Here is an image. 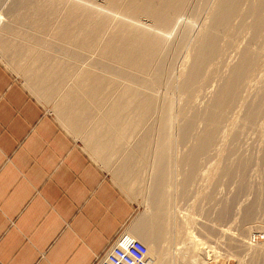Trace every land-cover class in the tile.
Listing matches in <instances>:
<instances>
[{
    "label": "bare ground",
    "instance_id": "bare-ground-1",
    "mask_svg": "<svg viewBox=\"0 0 264 264\" xmlns=\"http://www.w3.org/2000/svg\"><path fill=\"white\" fill-rule=\"evenodd\" d=\"M213 1L13 0L5 17L0 13V53L27 87L52 104L59 121L136 196L145 189L142 173L149 172L148 215L123 233L146 246L147 264H209L203 256L208 227L181 217L174 198L179 192L186 198L196 179L211 174L240 178L237 171L244 173L252 159L247 165L239 155L233 164H221L226 149L219 146L232 134L242 140L243 128L228 124L235 119L250 130L264 126V87L256 85L253 96L244 93L262 63L264 0ZM184 17L203 21L201 29ZM242 31L237 61L218 76L226 49ZM188 46L187 65L178 70ZM212 155L216 162L201 172ZM218 215L225 220L227 211ZM252 217L249 210L244 221ZM213 230L220 231L216 225ZM230 241L251 247L233 235Z\"/></svg>",
    "mask_w": 264,
    "mask_h": 264
},
{
    "label": "crops",
    "instance_id": "crops-1",
    "mask_svg": "<svg viewBox=\"0 0 264 264\" xmlns=\"http://www.w3.org/2000/svg\"><path fill=\"white\" fill-rule=\"evenodd\" d=\"M134 213L0 61V264H94L128 234Z\"/></svg>",
    "mask_w": 264,
    "mask_h": 264
},
{
    "label": "rangeland",
    "instance_id": "rangeland-1",
    "mask_svg": "<svg viewBox=\"0 0 264 264\" xmlns=\"http://www.w3.org/2000/svg\"><path fill=\"white\" fill-rule=\"evenodd\" d=\"M12 1L13 0H2L1 1L0 13L1 14L3 13L4 17H5V13H7V10L10 8L9 4L11 5ZM92 1H94L93 3H96L97 5L101 4V0H92ZM214 1L212 2V5L214 4ZM212 5L210 4V7H212ZM206 18H207V15L205 16V19ZM183 20H185L189 23L192 22L191 24H193V25L195 24L194 26L197 29V32L199 31L198 29H201V25H203V21H200L199 23L195 21L196 22L195 23L194 20H192L190 18L187 19L186 17L181 19V21H183ZM243 32L244 31H242L240 33L241 36L240 35H237V36H240V38L243 37L242 34H244V36H245L246 33L245 32L243 33ZM237 36H236V38L240 39ZM173 37H174V34L171 35V39ZM236 38L234 39V41H236V42H234L235 46H231L232 50H231V47H228V49H226L227 51L225 52L227 54L223 55L222 59L223 60L225 59V60L222 61V64H220L218 66V70L220 71V72H218V70H217L218 73L216 72L218 74V76H220L221 73H223V74L226 73V71H227L226 64H232L233 61H235V62L237 61V53L235 52L234 49H236L237 46H243L244 38H241V40H236ZM238 41H240L241 43ZM236 44H238V45H236ZM189 47L192 49L191 46H188L185 49V51L183 52V55H182V59L177 64L178 70H183L187 65L188 58L192 52ZM230 50H231V52H230ZM263 51L264 50L260 51V57L262 58V60L260 58V63L261 62L262 63L259 65L260 67H258V69H257L256 75H255L256 78L254 77L252 79L250 86L244 92L245 96L247 95V97L251 96V95L253 96L255 94L256 85H262V87H264V81H262V80H264V73H263L264 72L263 71L264 70V52ZM234 58L236 60H234ZM228 60H230L231 63L227 62ZM0 61L18 79H20L24 83L25 87L29 90L30 93H32L41 102L42 106L46 109V111H48L56 119V121L60 124V126L63 127L73 137V139L84 149V151L90 156V158L98 166H100V168L105 172L106 176L108 178L112 179L113 182L116 183L120 187L122 193L134 204L135 213H134V216L132 218V222L129 225V227L131 225H132V227L131 228L128 227L129 230L128 231L126 230L127 233L128 232L130 233V230L136 226L138 221H140L141 218H144L145 215L146 216L148 215V210H149L148 207L149 206L147 205L148 204L147 199L149 198L150 192L146 193V191H148V189H146V186H147L146 183L148 181V177L146 175L149 176V172L146 171L145 173H142V175H141L140 180L142 182L144 181L142 184L145 185V187H144L145 191L142 190L143 192L142 191L139 192L140 197L136 196L133 193V191L125 188L123 185H120L121 183L117 180V178L115 177V175L113 174L111 169L108 166L103 165L99 160H97V158L92 153V151H90L88 149V147L85 143V140L83 138H79L78 136L71 133L59 121V119L56 115V112L54 111V106L52 104H48L46 102L41 101L31 91V89L27 87V83H26L25 78L19 72L14 70L9 65L7 58L5 56L1 55V53H0ZM223 62H226V63L224 64ZM180 66L183 68H181ZM221 67H224V69L222 68L223 71H221ZM215 76L218 77L217 75H215ZM215 85H216V82H213V87H212L213 89H214ZM254 85H255V87H254ZM213 89H210V90H213ZM198 99H199V102L202 101V102H200L201 105H202V103H205V102H203L204 100H202L201 98H198ZM199 102H197V103L199 104ZM234 118H237V116H235ZM236 121H237V119H236ZM233 122L232 123L234 124L235 128L232 127V125H231L232 123L228 124V125H230L229 126L230 130L231 129L237 130L236 127H238V129L243 128L244 133L241 131L242 129H239L243 134V135L241 134V136H240V138L242 140L238 139L239 142L233 140L232 139L233 134H232V136H230V138L229 137L227 138V144L225 143L226 145H224V146L220 145L219 146V149H221V150L226 149L227 150V151L225 150L226 154L223 155L224 158L221 160V164H223V165H224V163H225V165L227 163L229 165L233 164L235 162L233 157H235V159L237 158L236 159V161H237L239 155H240L239 159L241 157L243 159H245V160L240 159V160H243V162L244 161L245 162L250 161V158H251L252 160L249 163H252V164L250 165L248 162L246 163L247 165L249 164L247 166V169H248V167H249V169L248 170L246 169L247 173H246V171L244 173L237 171L236 176H240V178L237 177L238 179L237 178H234V179H224V178L223 179H214L213 178V179H211L212 174H211V176H209L210 177L209 179H202V178L196 179L194 181L195 183L193 182L192 187H190L191 188V191H190L191 193L189 192L190 195H188L186 198H183L184 199L183 200L182 197L180 198V194H179L180 192H179L178 196L174 198L176 200V201L174 200L175 201V208L177 207V211H178L177 213L180 212L179 215L181 217H183L185 214H187L188 218L190 216V218H189L190 220H192L194 222L196 221L197 224L198 223L206 224V226L208 227V231H206L208 233H206L205 231L204 232L206 233V235L203 233L204 234L203 239H205V241H208L206 243L207 246L206 245L203 246L204 249L206 250L204 252L205 254H203V256H204V259L206 260V262H208L209 264H264V188H263L264 187V182H263L264 181V179H263L264 178V176H263L264 175L263 174L264 173V162H263L264 161V157H263L264 156V130H263L264 126L258 127L255 129L251 128V130H250V129H248V127H244L243 125H239L240 123L238 121H237L238 124H236L235 119L233 120ZM236 125H239V126H236ZM246 128H247V130L245 131ZM257 129H259V130H257ZM260 129L263 131H261ZM258 131H260L261 133ZM230 140H231V142H230ZM235 151H236V153H235ZM181 152H182V150L179 149V154ZM228 154L229 155L231 154V155L228 156ZM231 156H232V159H231ZM210 157L208 158V159H210L209 161L207 159L205 161V163L203 162L202 165L204 167L203 166L201 167V169H202L201 172H204V171L207 172V170H209L208 168H211L210 164L213 165L216 162V161H214L213 155L211 157L212 159ZM149 159L150 158L148 156V160ZM228 159L229 160L231 159V160L229 161ZM212 161H213V163H212ZM217 161H218V159H217ZM204 164H207L210 167H208L207 165L205 167ZM223 165H221V166H223ZM242 174H243V176H245L247 174L244 177V179L241 178ZM177 180H178V182H181L179 179H177ZM241 189H243L245 191H243ZM146 197H147V199H146ZM207 197H209V198H207ZM179 200H180V202H179ZM176 202H177V204H176ZM248 204H250V205H248ZM255 207H256V211H255ZM224 209L227 211V216H226L225 220L223 219L221 221V220H219L218 214ZM249 210H251L253 212L254 218L252 217L253 219H251L250 221H244L246 212ZM182 213H184V214H182ZM216 216H218V217H216ZM216 221H217V223H215ZM214 224L220 230L219 232L216 233V235H214L215 231L213 230V227H215ZM221 229H222V231H225V234H223L224 232L220 234V232H222ZM196 232L197 231H195V233ZM129 233L126 235H129ZM226 233L228 235H226ZM232 235L234 236V238L238 237V238L242 239L243 241H248L249 242L248 244H250L251 247L250 248H243V247H240L238 244H235L236 241H233L234 242L233 243L232 241H230V236L232 237ZM205 236L206 237L208 236L207 238H209V239L207 240V238ZM212 237H214V238H212ZM223 238H224V240H223ZM213 239H216V240H213ZM220 240H221L222 244H221ZM215 243H217V244H215ZM219 244L222 246H220ZM177 247H180V246H177ZM213 247H214V250H213ZM232 247H236V248L238 247V248L236 249V248H232ZM259 247L261 249H259ZM260 250H261V252H259ZM254 251H256V252H254ZM206 252H207V254H206ZM215 256H216V258H215Z\"/></svg>",
    "mask_w": 264,
    "mask_h": 264
},
{
    "label": "built area",
    "instance_id": "built-area-1",
    "mask_svg": "<svg viewBox=\"0 0 264 264\" xmlns=\"http://www.w3.org/2000/svg\"><path fill=\"white\" fill-rule=\"evenodd\" d=\"M147 262L146 246L122 233L94 264H147Z\"/></svg>",
    "mask_w": 264,
    "mask_h": 264
}]
</instances>
